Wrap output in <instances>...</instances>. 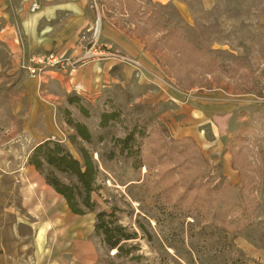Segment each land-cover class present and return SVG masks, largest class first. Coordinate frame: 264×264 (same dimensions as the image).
<instances>
[{"label": "rangeland", "instance_id": "374dc122", "mask_svg": "<svg viewBox=\"0 0 264 264\" xmlns=\"http://www.w3.org/2000/svg\"><path fill=\"white\" fill-rule=\"evenodd\" d=\"M95 1L106 18L118 19L126 31L133 30L144 48L149 47L142 63L134 59L144 71L120 65L102 96L83 103L88 116L77 108L70 110L73 120L91 133V142L80 145L98 168L97 188L91 195L95 210L113 213L135 236L124 242L130 255L117 257L116 250L101 244L102 238L92 232L95 212L81 217L70 214L72 220L63 222L61 209L67 210L66 203L27 164L32 148L47 136L26 132L20 107L23 74L10 71L4 59L0 67V264L73 262L65 229L74 221L80 240L89 234L86 241L95 249L93 264H264V0ZM64 108H59L63 121ZM193 109L200 118L196 123L189 112ZM113 110L120 113V122L100 128V116ZM174 122L182 127V134L191 127L201 133L198 139H180H191L227 183L236 186L242 180L238 187L250 209L235 235L211 221L207 208L181 198L184 189L177 171L172 178L166 175L172 164L135 170L113 145L132 125L144 123L174 139L178 133ZM72 133L63 131L60 139H53L80 160L76 146L67 139ZM111 152L113 159L108 158ZM57 176L67 183L65 176ZM34 182L40 187L29 195V203L26 194L34 189Z\"/></svg>", "mask_w": 264, "mask_h": 264}, {"label": "crops", "instance_id": "0c3cea01", "mask_svg": "<svg viewBox=\"0 0 264 264\" xmlns=\"http://www.w3.org/2000/svg\"><path fill=\"white\" fill-rule=\"evenodd\" d=\"M32 3L38 5V10L30 12ZM103 12L92 8L91 0H0V67L5 59L10 71L23 74L20 85V99L23 101L20 107H23V117L27 121L26 132L28 135L47 136L40 142L56 140L54 137L60 139L63 131L71 133L72 130L65 129L67 126L61 120L59 108H76L66 105L70 96L81 99L82 103L99 99L106 86L111 83L113 72L119 71L122 63L108 57L92 58L68 73L47 70L38 78L30 79L22 69L30 56L59 53L72 59H81L90 45L94 23L99 19V40L102 43L109 44L113 52L137 59L141 63L146 58L144 44L132 34L133 30L126 31L118 19L112 15L106 18ZM124 69L129 70L125 67ZM212 109L214 112L219 111L216 107ZM191 111V120L194 123L200 121V118L194 115L196 110L189 112ZM230 111L232 110H223ZM181 128L174 122V130H178L174 139L184 136L200 138L201 133L199 134L196 128L191 127L185 134L181 133ZM32 184L35 185L34 189L26 194L29 203L32 202L29 195L40 187L38 183ZM70 214L73 215L68 208L61 209L63 222L69 223L72 220ZM64 224L62 223V226ZM94 224L95 220L92 232ZM77 228L75 221L71 225L66 224L65 230L74 253L73 262L69 264H93L95 249L86 241L89 234L86 233L84 241L80 240L82 234Z\"/></svg>", "mask_w": 264, "mask_h": 264}, {"label": "trees", "instance_id": "16d2710c", "mask_svg": "<svg viewBox=\"0 0 264 264\" xmlns=\"http://www.w3.org/2000/svg\"><path fill=\"white\" fill-rule=\"evenodd\" d=\"M66 105L75 106L88 116L81 99L70 96ZM62 115L73 131L67 139L76 146L80 160L74 158L60 141L48 139L32 148L27 164L43 176L45 184L64 200L73 215L95 212V235L102 238L108 250H116L117 257H128L131 249H125L124 242L133 240L135 236L118 223L113 213L96 212L91 199L97 188L98 168L88 150L80 145V142H91V133L85 124L73 120L68 108L62 110ZM113 122H120V113L116 110L103 113L98 124L100 128H106ZM127 130L124 137L114 139L113 145L121 156L130 160L133 169L172 164L173 169L167 170L166 175L172 178V173L177 171L178 183L184 189L181 198L190 200L191 205L197 204L203 210L207 208L211 221L223 227L226 233L235 235L238 223L242 224L250 209L243 190L238 187L242 180L236 186L227 183L218 167L207 164L191 139L164 137L157 127H149L145 123L134 124ZM108 158L113 159L114 153H109ZM57 174L65 176L67 183L62 182Z\"/></svg>", "mask_w": 264, "mask_h": 264}, {"label": "built area", "instance_id": "2783aa9c", "mask_svg": "<svg viewBox=\"0 0 264 264\" xmlns=\"http://www.w3.org/2000/svg\"><path fill=\"white\" fill-rule=\"evenodd\" d=\"M92 8L96 9V1L91 0ZM38 10V5L32 3L30 12ZM100 22L97 19L94 23L92 35L90 38V45L85 50L84 56L80 59H72L65 57L59 53H49L46 55H33L30 56L27 62L22 66L25 74L30 79L38 78L44 71L54 70L62 73H68L76 69L80 64L92 58H112L119 63L130 65L136 70L144 71L139 62L134 59L123 56L119 53L113 52L109 44L102 43L99 40Z\"/></svg>", "mask_w": 264, "mask_h": 264}]
</instances>
